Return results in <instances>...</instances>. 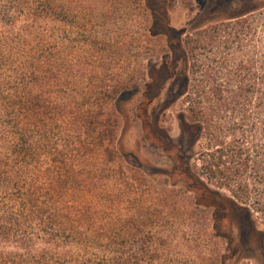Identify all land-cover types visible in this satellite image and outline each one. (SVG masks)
<instances>
[{
    "label": "trees",
    "instance_id": "obj_1",
    "mask_svg": "<svg viewBox=\"0 0 264 264\" xmlns=\"http://www.w3.org/2000/svg\"><path fill=\"white\" fill-rule=\"evenodd\" d=\"M240 1L264 10V0ZM145 9L147 0H0V264L205 261L196 209L222 207L219 195L200 183L204 200L191 206L176 182L143 171L121 140L119 104L140 74L129 58H137L142 22L132 23ZM181 81L188 95L190 80ZM206 87L194 83L198 133L192 138L182 121L178 147L192 149L208 128ZM245 151L231 149V163ZM257 209L264 215V203Z\"/></svg>",
    "mask_w": 264,
    "mask_h": 264
},
{
    "label": "rangeland",
    "instance_id": "obj_2",
    "mask_svg": "<svg viewBox=\"0 0 264 264\" xmlns=\"http://www.w3.org/2000/svg\"><path fill=\"white\" fill-rule=\"evenodd\" d=\"M147 7L132 23L142 22V35H135L137 58L129 47L140 74L119 104L126 114L119 131L127 130L121 138L127 154L147 174L176 182L191 206L194 199L204 200L200 183L219 195L222 207L196 209L201 264H264V238L255 235L264 234V215L257 209L264 203V10L252 12V4L240 0H147ZM155 16L165 21L156 23ZM146 27L161 34L151 37ZM184 75L188 95H181ZM197 82L207 86L208 128L192 149L178 147L182 121L192 125V138L198 133L193 121L201 115L191 113H197ZM234 97L238 104H229ZM239 146L245 156L231 163V149ZM235 199L243 204L241 216L231 204Z\"/></svg>",
    "mask_w": 264,
    "mask_h": 264
}]
</instances>
